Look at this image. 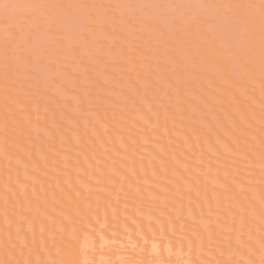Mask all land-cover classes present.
Here are the masks:
<instances>
[{"label":"rangeland","instance_id":"obj_1","mask_svg":"<svg viewBox=\"0 0 264 264\" xmlns=\"http://www.w3.org/2000/svg\"><path fill=\"white\" fill-rule=\"evenodd\" d=\"M224 65H227V66H225L224 68ZM225 69L227 70L225 71ZM210 86H212L213 88ZM228 94L230 95V97H228L229 96ZM131 96L134 98H132ZM235 96H237V99H235L236 98ZM223 97H226L227 99ZM156 98L158 99V101H156L157 100ZM238 98H240L241 101L243 100L242 103ZM0 100H1L0 101V112H1L0 116L3 115L0 117L1 118L0 121L3 120L4 117L6 118L4 114L8 113V116H7L8 118L6 119H8L7 121H10L11 123L9 125L8 131L12 132V134L10 133V136H11V139H13L12 141L9 138L10 140H8V147L10 145L15 149L13 151L14 156H17L15 155V153L19 154V152L20 154H23V156L25 155L30 156L31 150L29 149V152H28L26 149H28V146L33 145L36 142L33 145V147H35V151H34L35 154L33 157H37L36 161L38 160L42 162L41 163L37 161L38 164L40 163L43 165H47L46 160L48 158L45 156V153H44V151L47 149L44 147L45 145L47 147L49 141H52V144H53V141L57 142L56 144L58 145L55 144L56 150L53 149L55 147L51 146V144L48 145L50 146L48 147V152L50 151L53 154L52 155L53 158L55 156L65 161L64 165L66 166L65 167L63 166V167L66 169L64 170L60 168L59 170L58 167L54 168L52 167L54 165L53 162L49 161L47 166L49 168L51 167L54 170L52 173H56V174H51L52 176L54 175V177H56V179L53 177V179L51 180L52 181L57 180V176H59V178H64L65 177L64 175H68L71 170L73 171V173L75 170H77L78 171L77 173H79V175L81 176L83 175L82 177H84V173H85L84 178L86 179V175H87L88 176L87 178L89 180L91 179L90 182L91 183L94 182L93 185L95 186L88 184L87 182L89 181L87 180H86L87 182L85 183L82 180L84 178H82L81 176H78V175L76 176L77 178H79L78 179V182H80L78 183L79 187H82L81 189L82 191L83 190L86 191L85 192L86 197H88L86 198L85 196H82L86 198L84 199V202L93 204L92 202L93 200L95 203L92 206H94L97 203L94 206V209H95L94 211L100 209L99 205L102 203L101 202L102 200H100L101 198H99L100 197L99 195L106 194L107 187H105L104 182L105 183L109 182L108 184L110 185V183L115 184V182L118 181V183L114 185L115 190H114V186L113 188L111 187L114 191H113V194L112 192H110V195H109L110 202H108L109 204L107 203V207L112 213L111 221H114L115 223L113 222L112 223L115 224L116 226L112 224L111 226H109L111 228H109L107 227V224L105 225L103 223L104 225H102L101 222H100L101 226H99L100 223L96 219L97 222L94 221L95 226L97 223L98 224L97 229L98 228L99 229L97 230L96 228H94V226L88 227L90 229V230L88 229L90 232L93 231L96 234V237L97 236L99 237L100 240L98 238H96V240L98 239L101 242L100 243L101 249L98 247L100 245L96 244L97 242L94 239L95 235L93 234V232L91 234H88V236H91L96 243L93 242L94 245L91 243L92 247H90V244H89L90 250H88L87 248V253H86L88 257L86 254H84L85 258L83 259L84 261H81V264H106V262L107 264H122V263L123 264L125 263L126 264H135V263L144 264V262L145 264L147 263L148 264H164V263L165 264H194L196 261H197L196 262L197 264L200 263V261H201L200 264H216V263L217 264H228V262L230 261L233 262V264H238L239 261H244V262L247 261L246 264L247 263L248 264L264 263V242H263L264 241V230H260L262 228L260 227V225L264 226V224L262 225L264 221L262 220V218L258 217L259 215H256V213H253L251 210L249 214H251L252 216L251 215L249 216H251L253 220H251L250 218L246 224V220L244 218L245 220L244 221L243 220L244 216H242V212L243 211L245 212V210L243 209V207H240L241 206L239 205L240 203L237 204L239 202L238 201L239 199L237 200L238 201L237 202V201H234L236 198L232 197L234 198L233 200L232 198H229L228 196L229 200L228 199L227 200L231 204L227 200L225 201L227 202L226 207L224 206L225 203L222 204L221 199H219V196L222 195L221 192L223 191L224 188H225L224 191L226 190L227 185H224L225 183H222V181L220 182V179L217 180L218 178L216 177L217 176L216 174L218 173L220 174V172H218L217 170V173H216L215 172L216 170L215 171L211 170V166H209L211 164H208L209 163L208 161L210 160L212 161L213 159V162L216 161L215 163L218 167H221L224 169L229 167L228 166L229 164L231 166L229 168H232V169L239 168L241 170L242 168L241 170L242 174L238 173L234 175L235 177L234 179H237V180H233V179L231 180V178H229L228 172H227L228 175L224 174L226 177L225 179L227 180L230 179L232 182L233 181L235 182V185H236L235 188L236 187L239 188V189L236 188L238 190V191L236 190L238 192L237 195L240 193L239 195H241L244 198H246L247 196V197H250V199L254 201H257V202L262 201L261 193L264 194V184H263L264 183V178H263L264 171L262 169H264V167L262 165L259 166L258 164H255L254 167H252L253 164L251 163L248 157L242 155V153H240V151H238V149L236 148L235 150L228 149L226 146V142L230 138L228 141L230 142L231 140H233L232 143L237 145L236 144L237 140L235 139L236 137L234 135L237 129L238 130L236 131V133L240 134V132H238L239 126H243L247 128L249 130L248 132H250V129H251L250 127H252L253 129V126H252L253 124H256L257 127H255L254 125V129H257V130L253 129L252 131H258L260 127L264 129L263 128L264 127V0H0ZM237 100H239L240 102L237 103ZM238 105H243L242 107H246V108L247 106L251 105V107H248V108L253 109L255 107L257 110L260 109L258 113L255 112L256 114L253 112L254 117L252 116V120H253L252 123L253 122L254 123L252 125H249L246 122V120H243L244 119L243 116L241 117V106L239 107ZM252 106L254 107L252 108ZM159 107L161 108L160 110H159ZM163 108L165 109L163 110ZM170 108H172L175 111L173 113L175 118L173 117V115L169 114V112L171 113L173 112V110L169 111ZM119 109L120 111L122 109L121 113L122 114L125 113V114L122 115L120 111H118ZM256 109H253V110L256 111ZM116 110L118 112H116ZM143 110L145 111L147 110V112H149L147 113L148 115L146 113L144 114ZM125 111H127L128 113H126ZM106 114H108L110 118L112 117L111 120L109 117L106 118ZM126 114H128L129 118L125 117ZM238 114L240 115L239 118L241 120H239L238 118L237 119L239 120L238 122L240 123L237 122V119L235 121V119L233 118L235 115H236L235 117H238ZM169 115L171 117H169ZM193 116H195L196 118ZM113 117H115L116 121L119 118L121 124L120 122H118L119 120L117 122L114 121L115 123H113L112 121L114 120ZM165 117L168 123L165 121L164 119ZM206 117L208 118L206 119ZM6 119L4 121H6ZM158 119H161L160 122ZM19 120L23 121L22 123L23 125L20 124ZM121 120H124V123L125 121H127L129 124L132 123L131 126L133 125L136 128V130H138L139 132L141 129V133H143L142 131L145 130L144 133L149 131L148 133L150 135V132H151V136L148 135L149 137H152L153 133H155V135L153 134V136H156V134H158L157 137L155 138L152 137L154 139L152 141L153 143L150 141V139L152 138L148 140L146 137H144V139H147V142L149 143L143 142L144 140H142V144L146 143L148 145L152 143L150 145H152V148L155 147L156 149L153 152L152 148H150L151 147L150 145H148L150 146L149 147L150 149L147 148V146L143 147V145H141V147H143L142 149L144 150H142L141 148L139 149L140 154H142V155L139 154V157L141 156L140 158H143L144 161L146 160L145 162H147V164L150 163L148 168L146 164L147 169H144V171L142 170L143 169V166H141L142 164L140 165L141 170L143 171V174L142 172L140 174V172L138 171L137 173H134L133 166H128V167H131L129 168L130 170H128L127 168H124L125 170L126 169L128 170L127 172L129 174L133 175V177L131 176V179L135 178V180L134 179L129 180V183L126 182L127 179L125 181V178H124L125 176L123 175V174L126 175L128 173L125 170L123 172H126V173H123V172L120 173V171H118L120 165L118 166V169H115L116 167L114 168L112 167L114 164L116 165L118 161H120V163L118 162V164H121V163L124 164L123 160H120L121 158L122 159L125 158V160L127 159V161H129V158L133 159L134 157L135 159H137L136 155H138L137 153H132L129 150V147H130L129 144L131 143V138H130L131 136L124 135V131L126 129L122 125L123 121ZM162 120L165 122L162 123L161 122ZM184 121H186V123ZM208 121L209 122L211 121V123H209ZM202 122L204 123V125ZM4 123L5 122L3 121L0 122V136H2L0 137L1 138L0 148L1 146L3 148V145H5L6 147V142L4 144V141H6L7 139H5L4 135H8L5 133L7 131L8 126L6 127L5 125L7 123L6 124ZM168 124L169 125L174 124L180 129L182 128L184 129V127L188 129L191 127L190 128L191 130L188 129L189 131L185 130L186 128L184 130L182 129V131H179L180 129H178L177 127L176 128L178 130L173 129V130H176V132L184 133L185 131H187L185 132V135L182 133H177L180 135V136L175 135L177 138L180 137L178 140L174 136L175 133L174 134L172 133L173 131L172 128L174 126H172V128L169 126V128H171L172 130L170 134L172 133V136H174L177 139L176 140L172 138L175 142L171 139L172 140V141L170 140L171 144L174 143L175 146L177 145L176 142L178 143L180 142V144H182L180 140H182L183 138L182 142H184L183 146H184V149L186 148V150H189L188 148H190L191 150L192 148L191 144L189 143H193V142L191 141L189 142V139L190 140L193 139V141L196 140L195 143H197L199 142L200 140L199 138L201 136H202L201 137L202 139L204 138L206 139V137H208L206 140L204 139L205 142L203 141L204 143H206L205 145L207 147L205 146L206 148H204V151L202 152L203 155L208 154L210 156L208 157L207 155L205 157L206 159H208V161L206 159L204 160L203 158H201V156H203L201 155L198 158L200 160L203 159L204 162L207 161L205 162L206 164H204L203 160L201 161L202 163L199 162L198 161L199 159H197L196 157H195L196 158L195 164L199 163L200 165L201 163L200 165L201 167L196 166L193 163H191V165L192 166L194 165L195 167L194 170H196L195 171L196 173L193 174L194 176L200 173L205 174L204 177L203 175L201 177L202 178L201 181L203 180L202 186L204 187L203 188L204 191L200 187L202 183H200L201 181H198L200 179L199 177H198L199 179H197V176H196V179H195L194 176H191L192 173L190 175L191 171L187 172L186 174L183 173L184 170L188 171V168H187L188 158H189V162L195 160L193 154H191L193 157L189 156L190 154L188 155L187 151L184 154V157L188 155L187 159L183 158L182 156L183 154L181 155V157L184 159L183 162L187 163V165L183 162L182 163L184 165L177 163V166L178 165L181 166V167L179 166L180 168L177 167L178 171H176L177 168L175 169L176 163L175 164L173 163L175 165L174 166L175 170H173L172 168L171 170L172 172L170 171L168 173L167 168L165 169L166 171L165 173L164 171H162L163 173L161 172L164 175V177L163 175H161V173L159 175L155 171V168L161 164L164 170V164H166L167 162V160L164 157L169 155L167 153V155L163 154L164 157H161L165 159V163L162 161L164 164L159 162L161 161V158H159L156 155V154H161L162 152L160 150L161 146L160 148H158L159 147L158 141L163 140L165 137H167V135H169L168 133L169 128L166 127V125L168 126ZM188 124L190 125L185 126ZM80 125H83V127L82 126L80 127ZM192 125L194 128L192 127ZM195 125L197 126L196 128H195ZM209 125L210 126L212 125V126L210 127ZM26 126L28 127L27 128L28 131L26 129ZM133 126L132 128H134ZM198 126H200L201 128L198 129ZM202 126L206 129L203 130ZM47 127L49 128L51 127L53 131L51 129H48ZM25 129H26V133H25ZM114 129H119V132L117 133L121 136V137L118 136L117 133H116L117 135L114 134L113 136H111L114 142L117 141L118 143L117 147L121 150L120 152H119V149H116L113 146H108L110 143H112L110 142L109 139H111L110 133ZM232 129L234 131H232ZM96 130H98V132ZM109 130H111V132ZM157 130L158 131L160 130V131L158 132ZM193 130L195 131V133ZM3 131L5 132L3 133ZM79 131L81 135L84 132V135H85L84 137H86L85 139L80 138L81 135H79ZM206 131L207 133H205ZM209 131L213 134L208 133ZM230 131H232L233 133L232 135ZM27 132L30 135H28ZM248 132L243 134L244 135L243 137L246 138L247 143H248L246 145L250 148H248L247 146L246 147L251 150L252 152L251 155L253 156L255 155L254 157L256 158L257 153L255 151V148H257L256 150L261 149L259 151H262V150L264 151V144L263 146L261 145L262 141L264 142L263 140L264 134H262L260 131L261 134L259 133V135L260 136L262 135L261 136L262 138L260 139V142H261L260 143L259 141H257V138H256V141L254 140L255 138L251 132L250 133ZM262 132L264 133V130ZM1 133H3L4 135H1ZM159 133L162 137L159 135ZM162 133L165 135V137ZM186 133H188L189 136ZM217 133H219V135ZM54 134H57V135H55V139L52 140L54 138ZM208 134L210 135V137L214 135L211 138V140L209 139ZM205 135H208V136L205 137ZM28 136L30 138H28ZM90 136L92 137L91 138L92 140L90 139ZM222 136L224 138H221ZM93 138L95 140H93ZM19 139H22L23 141L26 139L27 143L24 142L25 144L28 145L26 149L25 147H21L20 145L18 146V143L16 142L19 141ZM81 139L83 141L85 140L86 144L93 143L92 141H97L96 145L98 147L100 146L99 147L100 149L102 150L105 149L107 151V149L112 148V151L114 153L113 152L111 153H113V155H116V157L117 155L119 156L120 159L117 157L118 161H116L117 159L115 156L112 157L111 155H109V158L111 157L116 161V163L114 162L113 165H112V161L110 163V161L108 160L109 153L106 155V153L98 152L101 154L103 153V155L104 154L106 155L107 161L106 160L103 161L105 163L102 162L103 160L102 155H101L102 160L99 159L98 161L97 159H95L97 160L95 161L97 162L96 164H99L101 166L106 165L108 166L107 167L108 169L112 168L111 169L112 171L110 170L111 177L112 175H115V177H117L115 178L117 181L113 182V181H110L109 179H108L109 181L106 179H103V176L105 174L104 166L99 167L98 165L95 164L96 165L95 166L92 163L95 166L94 169H96V171L94 172V170L92 169L93 165L90 164V161H92L95 157L94 153L88 152L89 146L87 147L85 146L86 144H82ZM104 139H106V141H104ZM141 139H143V136ZM185 139L187 141H185ZM212 139H213V142H210L212 141ZM225 139L227 140L225 141ZM44 140H47V141H44ZM70 140L71 142H73L71 147L74 146L76 148H73V147L71 148L70 146L67 145L68 142H70ZM71 142L69 144H71ZM214 142H216L217 144H215V146L211 145ZM255 142L259 144L255 145ZM74 144L77 146H75ZM79 145L80 146L84 145L83 148L86 147L85 150L83 149V151H86V152H83V153L86 154L88 152L87 154H89L90 157L94 156L93 159H91L92 157L91 158L89 157L90 160H87L89 159L87 157L88 155L86 154L87 155L86 156L83 154L85 157H87L86 160L87 162H89V164L92 167L90 168V170H88L90 171L89 173L87 172L88 174L86 173L87 170L86 171L80 170V169H84L85 165L83 167L81 165V168H79V165L81 164V162L79 164V160H80L79 158L83 157L82 152H81L82 149L80 148L81 149L80 151ZM91 145L92 144H90V146ZM260 145L262 146L261 148H260ZM23 148L25 149V151ZM3 149L5 151V148ZM3 149H0V154L2 153V155L3 156L5 155L6 158L8 159H10V157L13 158L10 155L12 150L9 151L10 153L7 151L5 153L4 151H2ZM31 149L33 150V148ZM42 150L44 151L42 152ZM105 150L104 152H106ZM212 150L214 152H212ZM224 150H227L228 152L226 151V154H224L223 152ZM126 151H127V154L130 155V157L126 155L125 153ZM263 151L261 153H263ZM188 152L190 153V151ZM215 152L217 153L215 154ZM222 152L224 155H227L228 153L229 156L227 157L229 158H227L223 154L222 155L226 157V158H223V160L227 162L226 159H228L229 164L228 162L226 164L224 161H222L221 154H220ZM119 154H122L125 157L120 156ZM170 156L171 155H169V158ZM213 156L216 157L217 159L214 158ZM17 157H20V155ZM17 157H14L13 161L19 165L15 166L16 164L14 163L15 164L14 167L16 169L19 168V166L22 167V169L24 168L23 172L21 170V172L19 173H22L21 177H25L23 181L28 180L29 182L30 180L31 182H33V184H31L33 185V189L30 188L29 186H27V188H30V191L31 189L32 191H34L35 190L34 188H36L34 187L35 186L34 181L36 180V178L34 177H37V176L34 175L33 177V175H30L31 174L30 171L32 172L33 170L34 172L35 170H38L35 168V167H38V165L36 162H35L36 166L34 165V167L29 165L31 161L28 163L29 166L27 165V162L26 164L25 163L22 164L24 157L21 156L23 158V160L21 159L22 161L20 160V158H17ZM52 157H50V159ZM219 157L221 161H218L220 160ZM3 158L6 160L5 157ZM27 158L28 159L30 158V160L33 159V158L31 159V157H27ZM140 158L138 159L139 161L142 160ZM175 158L174 160L176 161ZM15 159H17L18 162L20 161V163H17ZM57 159H55L56 162H57ZM158 159L160 160L158 161ZM170 159L173 160V158H170ZM257 159L260 160L259 157ZM86 160L84 158V161ZM152 160L154 161L152 162ZM172 160L170 161L172 162ZM181 161L182 160H180V162ZM5 162H4V166H6ZM7 162L8 164H7V167H5V170L8 167L11 168L9 171L13 170L12 169L13 166L11 167L12 164L9 165V160ZM92 162H94V160ZM145 162H142L143 165L145 164ZM155 162L158 163L157 166L152 165ZM50 163L51 165L49 166ZM231 163L235 164V166L232 165ZM30 164L33 165V161ZM43 165H42V168H43ZM60 165L62 166V164ZM77 165L79 169L76 167ZM202 165L204 166L203 168H202ZM86 166L89 168L88 165ZM238 166H243L245 168L243 167L240 168ZM247 166L252 167L255 170L257 169V171L252 170V168L250 169ZM32 167L35 170L31 169L30 171H27L28 169ZM124 167H127V166L125 165ZM46 168L47 167H45L44 171L47 170ZM121 168L123 167H120V170ZM201 168L204 170L206 169V170L202 171ZM246 168L252 171H248ZM16 169L14 170L16 171ZM20 169L21 168H19V170ZM114 169L117 170V172L114 171ZM39 170L41 172V165L39 167ZM66 170L68 171L70 170V171L68 172ZM190 170H193L192 167ZM258 170L259 171L261 170V172H258ZM72 171L70 174H72ZM145 171H146V174H145ZM6 172H8V170H6ZM151 172L153 173V175L151 174ZM179 172H181V174ZM247 172H250V173H247ZM49 173L50 171L49 172L46 171L45 175ZM110 173H109V170L108 172L106 171L107 175H110ZM14 174H17V173H14ZM95 174L99 175L100 179L97 178L98 176H96ZM136 174L140 176L138 177ZM10 175L11 174L9 175L7 174V177L10 178ZM45 175L43 176V178L45 177ZM144 175H147L148 177H145ZM184 175L186 177H184ZM259 175L263 179L260 178ZM47 176L49 178L50 174ZM52 176H50V178H52ZM60 176H64V177H60ZM73 177L75 176L73 175ZM174 177L175 179H173ZM205 177L207 178L205 179ZM12 178L15 179V176ZM69 178L70 176L67 179ZM8 179L7 181H9ZM16 179H17V184H19L17 176H16ZM146 179L147 181H145ZM149 179L150 180L153 179L154 182L152 180H151L152 182L149 181ZM177 179L180 181H178ZM252 179H253V182H252ZM69 180H72V179L70 178ZM74 180L76 181L77 179L74 178ZM74 180L72 181V183L75 182ZM80 180H82V182ZM15 181L16 180H14L12 183H14ZM130 181H132V183L136 181V185H135V182L134 184H132ZM238 181H242V183L246 182L247 184L245 183V185L244 184L242 185L241 182H238ZM28 182H25V183L27 184ZM36 182L37 181H35V183ZM44 182L45 181L43 180V183ZM47 182L52 183L51 181H47ZM47 182L45 183L47 184ZM160 182H162L161 184L163 183L166 185L169 184L168 186L172 184L173 187L171 186L170 187L172 188V190L176 189L175 192L173 191L171 194V189L166 187V185L163 186L164 184L161 185ZM187 182H189V184ZM192 182H193V185L195 186L192 185ZM7 183L11 184L10 181ZM43 183L41 185H43ZM59 183L56 182L54 187L57 188L56 190L59 189L60 191L63 192V189H62L63 187L61 186L62 184H59ZM63 183L67 184L68 186H71V182L69 181L70 183L69 185L68 180L65 182L63 181ZM125 183L126 185L127 184L129 185L128 187L126 186L127 189L125 188ZM204 183L205 185L207 184L208 186H212V187L214 186V187L213 188L208 187L207 185L205 187ZM21 184H23V182L22 183L20 182V185ZM37 184H39V182H37ZM78 184L76 181L75 185H78ZM178 184L181 186L179 187ZM248 185H252L253 187L248 186ZM4 186H7V185H4ZM4 186L2 187L6 189L7 187L5 188ZM52 186L53 185H51V187ZM258 186L260 187V189ZM22 187L24 188L25 185H22L20 188ZM149 187H151L152 189H155L156 191L157 189H159L158 190L159 196H161L160 194H163L162 196H164V193L166 196L170 194L174 196L173 199L170 196L172 200L169 199V196L168 198L166 197L172 202L174 206H172L171 204L169 207L168 205L170 204V202L167 201L166 203L165 196L159 197L157 193H154L155 190L152 191ZM207 187L209 190L205 189ZM9 188L11 189V187ZM15 188L17 190V187ZM20 188L19 190H22ZM178 188L181 190V192H179L180 190ZM199 188H201L200 189L201 191L199 190ZM214 188L216 189V191ZM4 189H1V191L3 192L2 193L0 192V198H1V194L2 195L6 194L4 193ZM24 190L26 191V189ZM79 190L76 191L77 195L81 193ZM205 190L207 191L208 196L205 195L206 194ZM227 190L229 189L227 188ZM241 190H242L243 195L241 193ZM14 191L12 188L11 192H14ZM25 191H20V192H22V194L24 195L26 194L25 195L26 197L27 192ZM91 191H92V194H94V196L91 194ZM185 191H188V192H185ZM245 191H246V194H244ZM168 192H170V194ZM34 194H35V191H34ZM184 195L185 197H183ZM18 196L20 198V196L22 195L18 194ZM156 196L158 197L156 198ZM254 196L256 198H254ZM206 197L210 198L211 200L207 199ZM4 198H3V202L4 200L5 201L7 200L6 197ZM26 198H21V200L26 199ZM187 198H189L188 200L192 201L193 204L192 202L190 203L187 200ZM15 199L17 200L16 196L15 198L13 197V201ZM36 199H37V196H36ZM138 199L140 201H138ZM27 200L30 201L29 198H27ZM27 200H26V208H25V205L23 207H20L21 209H19L18 207V211L19 210L23 211V213L26 212L25 214L28 215L27 212L29 213L32 212V208L30 206L31 203H28ZM38 200L39 199H37V201ZM178 200L180 201L178 202ZM22 201L25 204L24 200ZM185 201H187L188 203ZM208 201H211V203ZM180 203H181V208H180ZM189 203L193 205V207ZM4 204L6 205V203ZM8 204L10 205L9 202ZM85 204L87 206V203ZM210 204H211V207H210ZM11 206L14 207L13 204L10 205V207ZM92 206L88 205L87 209L89 207L92 208ZM198 206L199 208L200 207L202 208L199 209ZM231 206L233 210H230ZM227 207L229 209H227ZM51 208L54 209L53 206H51ZM225 208H226V211H225ZM163 209L164 210L167 209L171 214H169V212H167L166 210L165 212ZM201 209H203V214H202ZM149 210L150 212H148ZM181 210H184V211L181 212ZM217 210H219L220 213ZM152 211L154 212V214H152ZM222 212L224 213L223 215L221 214ZM166 213L171 215V217ZM17 214L21 215L22 213H17ZM155 214L156 216L158 214L157 216L158 218L154 216ZM254 214L255 216H253ZM1 215L3 216V214ZM22 216L19 217L18 215L19 217L18 221H21L22 223L25 222V225L20 224L21 222L18 223L16 219L17 226L15 227L16 228L15 230L17 232L14 233V236H15L14 239L16 240L18 244L20 243L21 247H24L26 245V239H25L24 232L29 234L28 231L29 230L31 231V227L33 231V225L31 224L32 226H30V224L27 223L28 221H30L29 218L27 219L26 217H22ZM42 217L48 219L47 215H43ZM2 219L4 221V218ZM162 220H165L167 223L163 222L165 224L163 225ZM140 221L143 223L146 222L145 225L147 227L148 234H150L152 238H159L160 240H163V241H159L158 239H155L158 242V243L156 242L157 245H155L154 239L151 240V242L148 241L149 243L146 242L149 244V246H151L150 247L151 249H150L149 246L146 244L148 246V253H146L147 250L145 251L144 246H141L142 244L141 242L140 244L137 243L138 241L136 238L133 237V239H136L134 240L136 241L135 242L136 244H134V242L131 244V241H130L131 237L129 236L131 235V231L130 229H127V225L130 222H132L131 224H133L136 227L138 226L139 228L137 229V232H135V235H136L135 237L139 236L138 237V240L140 238L139 241L144 239L143 245L145 244V241L148 240L144 238L143 232L140 233V231H142ZM5 223H8V222L5 221ZM117 223L121 226V228H123L122 229L123 233L124 234L126 233L127 235L119 234L121 236L119 240H117L119 237L116 239L110 237L111 239L108 241V238H106V236L104 238L103 231H105V228H106L107 232L109 231V233L112 236H115L116 234L115 232H113L114 230L112 231V229L118 226ZM120 223L123 225H121ZM154 224L158 227L160 232H163L164 227L168 226L167 230L171 235L167 236L168 234L164 235V233L163 234L161 233L159 235L156 234L155 228L157 229V227H155ZM186 224L189 226L191 225L190 226L191 229L190 228L186 229L185 228L187 226ZM256 224H259V225L257 226ZM9 225L7 226L5 225V226L9 227ZM48 225H49V228H48L49 230L47 233H45L42 228H40L41 230L39 229V231L40 233L42 231L41 235H44L47 238L50 237L49 238L51 240L50 244H56L54 242V239L55 240L58 239V237L61 234L62 229L59 226V224L54 220L49 219ZM176 225L178 228L175 227ZM24 227H25V230L27 231H24ZM174 227L178 229V232H181V233L176 232V229L174 232L173 230ZM11 228L13 229L14 227L11 226L9 229ZM262 229H264V227ZM185 230L188 232H186ZM13 232H14V229H13ZM109 233H107L108 237L111 236L109 235ZM198 233L202 235L197 236L199 235ZM117 236H118V233H117ZM174 236H176L177 239L179 238L178 240L183 239V241H186L188 247L186 246V248H184L182 246L184 248L183 249L180 246H178V249L176 250L177 248L176 246L170 245L171 237H174ZM190 236L192 237L193 242L191 241ZM91 237L87 238L89 239L88 240L89 243L93 241ZM202 237L205 238L206 242H208L206 246V249L208 247L207 250L203 249L204 243L203 245H201L202 244L201 241L203 240L201 239ZM169 238H170V241L167 240ZM102 239L105 242V244L102 241ZM121 239H124L126 242L122 241ZM249 240L251 243H254V245L256 246L255 250L260 251L259 256H257L258 252L252 249L253 247L251 248L246 244ZM127 242H129L131 246H129ZM150 243L154 245L155 247L152 246ZM232 244L233 245L235 244V245L233 246ZM139 245L141 247H139ZM213 245L215 248L218 246L219 250L216 249V252L218 250L217 254L219 255V257H221V259L222 258L226 259V260L223 259L224 260L223 263H219L218 261L215 262V260H217V258L216 259L214 258L215 254L213 255L215 250L213 251V253H211L213 250L212 248ZM230 245L233 246V250L234 249L236 250V251L234 250V253H228V252L222 251L219 247V246L229 247ZM172 247H175V248H172ZM136 248H140V251L138 252V249ZM141 248H143L144 250L142 251ZM185 249L186 250L188 249L187 251L189 252H187ZM135 250L137 252L136 254L140 253L139 255L141 256L145 255L143 256V258L145 257V260H141L138 257L139 260L136 258L135 262H133L132 259H130L132 256L130 254L128 255V252L130 251L135 252ZM183 251L185 252V254ZM242 251L247 252L246 254L247 256L248 255L250 256V259L246 260L244 258V256H246L245 252H243L244 253V256H243ZM134 252H131V253L134 254ZM44 253L49 255V250L44 249ZM202 254L204 256L206 255V259L202 257ZM128 256H131V257H128ZM36 257L38 258V259L36 258V261H37L36 264H44L41 262V259L38 256ZM129 259L130 261H128ZM193 259L196 261H193ZM197 259L199 260V262ZM209 259H211L212 262L209 261ZM26 260H28V258H26L25 261ZM91 260L93 263L91 262ZM48 261H51V259L49 258ZM27 263L30 264V262L26 261V264Z\"/></svg>","mask_w":264,"mask_h":264},{"label":"bare ground","instance_id":"obj_2","mask_svg":"<svg viewBox=\"0 0 264 264\" xmlns=\"http://www.w3.org/2000/svg\"><path fill=\"white\" fill-rule=\"evenodd\" d=\"M212 59V58H211ZM215 60H217V59H215ZM214 63V62H213ZM216 65V64H215ZM221 65V64H220ZM225 66H227V65H224V68H225ZM227 69H225V71H226ZM233 80V79H232ZM132 81H134V80H132ZM231 81V80H230ZM133 83V82H132ZM209 83H211V82H209ZM134 85V84H133ZM138 85V84H137ZM212 85V84H211ZM230 85V84H229ZM234 85V84H233ZM136 86V85H135ZM209 87V86H208ZM210 87H212V86H210ZM213 88V87H212ZM251 88V87H250ZM137 89V88H136ZM140 89V88H139ZM138 89V90H139ZM216 89V88H215ZM227 89V88H226ZM217 90V89H216ZM236 90V89H235ZM248 90V89H247ZM246 90V91H247ZM251 90V89H250ZM228 91V90H227ZM236 94H238V93H236ZM252 94V93H251ZM223 95V94H222ZM227 95V94H226ZM229 95V94H228ZM221 96V95H220ZM225 96V95H224ZM132 97V96H131ZM228 97H230V95L228 96ZM236 98L235 99H237V96H235ZM2 98V97H1ZM132 98H134V97H132ZM159 98V97H158ZM219 98V97H218ZM223 98H226V97H223ZM157 99V98H156ZM227 99V98H226ZM239 100H240V98H238ZM191 100V99H190ZM232 100V99H231ZM239 100H237V103L238 102H240ZM1 101V100H0ZM156 101H158V99L156 100ZM219 101H220V99H219ZM235 101V100H234ZM243 101V100H242ZM242 101H241V103H242ZM227 102V101H226ZM159 103H161V102H159ZM248 103V102H247ZM163 104V103H162ZM225 104V103H224ZM224 104H222V105H224ZM160 105V104H159ZM166 105V104H165ZM200 105V104H199ZM214 105V104H213ZM221 105V106H222ZM164 106V105H163ZM239 107L241 106V117L243 116V120H246V122L249 124V125H252L253 123H252V116L254 117V115H253V112L255 113H258V111H260V109L259 110H257L254 106H252V108L253 109H256V111L255 110H253V109H251V108H248V107H251V105H249V106H247V108L246 107H242L243 105H238ZM170 107V106H169ZM168 107V108H169ZM187 107V106H186ZM199 107V106H198ZM202 107V106H201ZM228 107V106H227ZM219 108V107H218ZM161 108L159 107V110H160ZM165 108H163V110H164ZM167 110V109H166ZM171 110H173L172 108H170V110L169 111H171ZM188 110V109H187ZM199 110V109H198ZM201 110V109H200ZM221 110V109H220ZM229 110V109H228ZM233 110V109H232ZM103 111V110H102ZM118 111H120V109L118 110ZM117 110H116V112H118ZM121 111H122V109H121ZM121 111H120V113H121ZM162 111V110H161ZM235 111H236V109H235ZM6 112V111H5ZM115 112V113H116ZM126 113H128L127 111H125ZM143 112H144V114L146 113H149V112H147V110L145 111V110H143ZM168 112V111H167ZM175 111L173 110V112L171 113V112H169V114L170 115H173V113H174ZM233 112V111H232ZM1 113V112H0ZM109 113V112H108ZM164 113V112H163ZM221 113V112H220ZM226 113V112H225ZM231 113V112H230ZM238 113V112H237ZM255 113V114H256ZM4 114V113H3ZM7 114V115H6ZM6 114H4V116H6V118H8L7 116H8V113H6ZM122 114V113H121ZM125 113H123L122 115H124ZM161 114V113H160ZM176 114V113H175ZM187 114V113H186ZM31 115V114H30ZM102 115V114H101ZM100 115V116H101ZM148 115V114H147ZM146 115V116H147ZM169 115V117H171ZM188 115V114H187ZM221 115H223V114H221ZM1 116H3V115H1ZM0 116V117H1ZM33 116V115H32ZM113 116V115H112ZM120 116V115H119ZM150 116V115H149ZM236 116V115H235ZM233 117L234 119H235V121H236V119L238 118L239 120H241L240 118H239V114H238V117ZM251 116V117H250ZM10 117V116H9ZM107 117H109L108 116V114H106V118ZM125 117H128V114H126V116ZM160 117H161V115H160ZM173 117L175 118V116L173 115ZM172 117V118H173ZM188 117V116H187ZM193 117H195V116H193ZM219 117V116H218ZM224 117H225V115H224ZM5 117H4V119L3 120H1V121H3V122H5L4 124H6L5 126L7 127V131H8V129H9V125L11 124L10 123V121H7L8 119H6ZM110 118V117H109ZM112 118V117H111ZM111 118H110V120H111ZM124 118V117H123ZM122 118V119H123ZM129 118V117H128ZM168 118V117H167ZM196 118V117H195ZM208 117H206V119H207ZM231 118V117H230ZM250 118V119H249ZM1 119V118H0ZM6 119V121H4ZM10 119V118H9ZM22 119V118H21ZM20 119V120H21ZM34 119V118H33ZM113 119L114 120H112L113 121V123H115L114 121H116V119H115V117H113ZM125 119V118H124ZM165 119V121L167 122V119H166V117L164 118ZM188 119V118H187ZM190 119V118H189ZM226 119H227V117H226ZM237 119V122L239 121ZM11 120V119H10ZM19 120V121H20ZM23 120V119H22ZM119 120V118L117 119V121ZM127 120V119H126ZM152 120V119H151ZM159 120V122H160V120L161 119H158ZM175 120V119H174ZM193 120V119H192ZM233 120V119H232ZM0 121V122H1ZM116 121V122H117ZM121 121H123V126H124V128L126 129L125 131H124V135H126V136H128V135H130L131 137V143L129 144L130 145V147H129V150H130V152H132V153H137L138 155H136V158L137 159H135L134 157H133V159H131V158H129V161H127V159L125 160V158L124 159H120L119 158V156L117 155V157L120 159V160H123V162H124V164L123 163H121V164H118V162L120 163V161H118V159H117V157H116V155H113V151H112V148H110V149H107V151L105 150V149H100L97 145H96V142L97 141H92L93 143H90V144H92L91 146H90V144H86V141L84 142L82 139V144H86L85 146H89V150H88V152H93L94 153V159H93V157L91 158L90 157V155L89 154H85V153H83V152H86V151H83V149L85 150V148H83L84 147V145L83 146H78L79 147V149L81 148L82 149V151H81V149H80V151L82 152V156L83 157H81V158H79L80 160H79V164H80V162H81V164L79 165V168H81V165H82V167L85 165H88L89 166V168L87 167H85L84 166V169H80V170H87L86 171V173L88 172H90V171H88V170H90V168H92L93 170H94V172L96 171V169H94V167L96 166V165H98L99 167H102V166H104V168H105V174H104V176H103V179H106V180H110V181H117L115 178H117V177H115V175H112V177H114V178H112L111 177V173H110V170L112 169L111 167V169H108L107 167L108 166H106V165H99V164H96L97 162H95V161H99V159L100 160H102L101 158H102V156H103V160H102V162L103 161H105L106 159H107V157H106V155L108 154V158H109V155H111L112 157H116V161H118L117 163H116V161L113 159V158H109L108 160L110 161V163H111V161H112V165H113V163L115 162L116 163V165L114 166H112L113 168L114 167H116L115 169H118V166H119V169H118V171H120V173H122L125 169L124 168H127L128 170H130L129 168H131V167H128V166H133V168H134V173H137V171L138 172H140V174H141V172H142V174H143V171H144V169H147L148 168V166L150 165V163H148L147 164V162H145L144 161V159L143 158H140L139 157V154H140V148L142 149L144 146H147V148H149L150 146V148H152V145H150V144H152L153 142V138L152 137H157V135L158 134H156V136H153V134L155 135V133H153L152 134V137H149V136H151V132H150V135H149V131H147V129H146V131L147 132H145L144 133V131L145 130H143L142 132L143 133H141V129H140V132L138 131V130H136V128L134 129V128H132V126H131V124L132 123H128L127 121H125V123H124V120H121ZM165 121H161L162 123L163 122H165ZM223 121H224V119H223ZM118 122H120V120L118 121ZM152 122V121H151ZM185 123H186V121H184ZM192 122V121H191ZM196 122V121H195ZM209 122V121H208ZM9 123V124H8ZM14 123V122H13ZM19 123V122H18ZM23 123V121H20V124L21 125H23L22 124ZM126 123H128V124H126ZM154 123V122H153ZM161 123V124H162ZM168 123V122H167ZM166 123V124H167ZM173 123V122H172ZM178 123V122H177ZM201 123V122H200ZM203 123V122H202ZM209 123H211V121L209 122ZM230 123V122H229ZM238 123H240V122H238ZM19 124V125H20ZM120 124H121V122H120ZM140 124V123H139ZM170 124V123H169ZM168 124V126L166 125V127H168L169 128V126L172 128V126H174L173 128H172V130L173 129H180L179 127H177L176 125H174V124H172V125H169ZM184 124V123H183ZM191 124V123H190ZM190 124H188V125H185V126H189ZM194 124V123H193ZM214 124V123H213ZM121 125V126H122ZM129 125V126H128ZM141 125V124H140ZM145 125V124H144ZM196 125H198V124H196ZM195 125V128L197 127ZM203 125H204V123H203ZM206 125H208V124H206ZM215 125V124H214ZM226 125V124H225ZM238 125V124H237ZM254 125H255V127H257L256 126V124H253L252 126H253V129H254ZM83 127V125H80V127ZM118 126V125H117ZM143 126V125H142ZM182 126H184V125H182ZM210 126V125H209ZM212 126V125H211ZM210 126V127H211ZM4 127V126H3ZM20 127V126H19ZM164 127V126H163ZM165 127V128H166ZM177 127V128H176ZM192 127H193V125H192ZM234 127V126H233ZM11 128H13V127H11ZM28 127L26 126V129H27ZM48 129H51V127L49 128V127H47ZM144 128H145V126H144ZM162 128V127H161ZM171 128H169L168 129V133H169V135H167V137H165V135H164V139L163 140H161V141H158V139H157V141L160 143H158V148H160V146H161V148H160V150L163 152H161V154H156L159 158H161V157H164V155H167V153L169 154V155H171L170 156V158H173V160L172 159H170L169 158V155L168 156H165L164 158L167 160V162H166V164H164L165 163V159L164 158H161V161H159L160 159H158V161L159 162H161V163H163L164 164V170H163V166H162V164L161 165H158V163H153L152 165H155V166H157L158 165V167H156L155 168V171L160 175V173L162 172V171H164V173L166 172L165 171V169L167 168V172L169 173L171 170H172V168H173V170H175L177 167H179L180 165H178L177 166V163H179V164H181V165H184L183 163H185V162H183V158H188V155L189 156H192L191 154H193V156H194V158L196 157L197 159H199L198 157L199 156H201V155H203V151H204V148H206L207 146L205 145L206 143H204L205 141H204V136H203V138L204 139H202L201 137L199 138L200 140H199V142H197V143H195L196 142V140H194L193 141V139L192 140H190L189 139V142L191 141V142H193V143H189V144H191V150H190V148H188L189 150H186V148L184 149V146H183V144H184V142H182L183 141V138H182V140H180L181 141V143L182 144H180V142L178 143V142H176L177 143V145L175 146V144L173 145V144H171V142H170V140L172 139V138H174V139H176L177 137L175 136V135H179V134H177V133H182V134H184L185 135V132H187V131H185L184 133L183 132H176V130H171ZM186 127H184V129H185ZM191 128V127H190ZM190 128H188V129H190ZM194 128V127H193ZM199 128H201L200 126H198V129ZM202 128H203V130L204 129H206V128H204L203 126H202ZM213 128V127H212ZM231 128V127H230ZM251 129H250V132L252 133V135L254 136V140L256 141V138H257V141H259L260 142V139L262 138L260 135H259V133H260V131H261V133L262 134H264L262 131L264 130V129H262L261 127L258 129V131H252L253 129H252V127H250ZM264 128V127H263ZM6 129V128H5ZM26 129H25V133H26ZM135 131H134V130ZM149 129V128H148ZM177 129V130H178ZM183 129V128H182ZM182 129H180L179 131H182ZM183 129V130H184ZM187 128L185 129V130H188ZM197 129V130H198ZM229 129V128H228ZM262 129V130H261ZM52 130V129H51ZM83 130V129H82ZM116 130H118V131H116ZM165 130H167V129H165ZM191 130V129H190ZM207 130H208V128H207ZM238 130V129H237ZM236 130V131H237ZM254 130H257V129H254ZM6 131V130H5ZM5 131H3V133L5 132ZM5 132L6 134H8V135H4L3 133H1V135H4V137H5V139H7L6 141H4V144H5V142H6V147H5V145H3V148H5V151H4V149L2 148V146H1V148L0 149H3L2 151H4L5 153H6V151L7 152H9V151H11V153L13 154H11L10 152V155L13 157V158H11L10 157V159H8V158H6V156L4 155H2V153L0 154V188L1 189H4L2 186H4V185H7V186H4L6 189H8V190H6V189H4V193H6V194H1V198H0V215L1 214H3V216L1 215V217H0V264H26V261H28V262H30V264H36L37 263V261H36V256H38L40 259H41V262L42 263H44V264H81V261H84L83 259L85 258V256H84V254H86L87 253V248H88V250H90L89 249V244H90V247H92V245H91V243L93 244V242L94 243H96L97 245H100V246H98L99 248L101 247V242L99 241L100 239H99V237L97 236L96 237V234L93 232V234L95 235V241L93 240V238L91 237V236H88V234H91L92 232H90L89 230V226H94V228H96L97 229V223H96V226H95V222H97L96 221V219L98 220V222L100 223H102V225H106L107 224V227H109V226H111L113 223H115L114 221H111V215H112V213H111V211L109 210V208L107 207V203L108 202H110V192H112V194H113V191L115 190V184H117L118 183V181L117 182H115V184H112V183H110V187L104 182V184H105V187H107L106 188V194H103V195H99L100 197L99 198H101L100 200H102L101 202V204L99 205V207H100V209H98V210H96V211H94L95 209H94V206L97 204H95L94 206H92L95 202L92 200V202H93V204H89L88 202H84V199H86V198H88V197H86V191H82L81 189H82V187H79V184L78 183H80V182H78V179L79 178H77V176L76 175H78V176H81V175H79V173H77L78 171L77 170H75L74 171V173H73V171H72V174H70L71 173V171L69 172L68 170H66V171H68L69 172V174L68 175H64V176H60V177H64V178H59V176H57V180H51V179H53V177H54V175L52 176L51 174H56V173H52L54 170L50 167H48L47 165H48V163H49V161H52L53 162V166L52 167H58V169L60 170V168H62V169H66V168H64L66 165H64L65 164V161H63L62 159H60L59 157H55L54 156V158L55 159H57V158H59V159H57V162L55 161V159L52 157V153L49 151L48 152V147H50V146H48L49 144H51V146H54L55 148H53V149H55L56 150V145H58V144H56L57 142H55V141H53V144H52V141H49V143H48V145H47V147H46V145H45V147L44 148H46L47 150H42V152L44 151V153H45V156L48 158L47 160H46V163H47V165H43V164H38V162H41V161H36V158L37 157H33L34 156V154H35V147H33V145L36 143H32L33 145H30V146H32V147H30V146H28L27 144H25L24 142H26V139L23 141L22 139H19V141H17L16 143H18V146L20 145L21 147H25V149H26V147L28 146V149H26L28 152H29V149L31 150L30 152H31V155L30 156H27V155H25V156H23V154H20V152H19V154H16L15 153V155H17V156H19L20 155V157H17V156H14V153H13V151L15 150L12 146H10L9 145V147L11 148H9L8 147V140H10L11 139V136H10V133L12 134V132ZM27 131H28V129H27ZM48 131H50V130H48ZM53 131V130H52ZM97 132H98V130H96ZM110 132H111V130H109ZM108 131V132H109ZM130 131V132H129ZM138 131V132H137ZM150 131H151V129H150ZM158 131V130H157ZM160 131V130H159ZM158 131V132H159ZM172 131V133L174 134V136L176 137H174V136H172V133L170 134V132ZM189 131V130H188ZM194 131V130H193ZM211 131V130H210ZM208 132V133H210V134H213V133H211V132ZM232 131H234L233 129H232ZM232 131H230L231 132V135L233 134L232 133ZM236 131H235V139L237 140V145H235V144H233L232 143V141L233 140H231L230 142L227 140V139H225V141L227 140V142H226V146H227V148L228 149H231V150H235V148L236 149H238V151H240V153H242V155H244V156H246V157H248L249 159H250V161H251V163L253 164V166L252 167H254V165L255 164H258L259 166H263L264 167V151H263V153H261L262 151H259V150H261V149H258V150H256L257 148H255V151H256V153H257V156H256V158L253 156V155H251L252 154V152H251V150L250 149H248V148H250V147H248L246 144H248L247 143V140H246V138L245 137H243L244 135L243 134H245V133H247L249 130L247 129V128H245V127H243V126H239V131L238 132H240V134H237L236 133ZM15 132V131H14ZM18 132V131H17ZM30 132V131H29ZM88 132V131H87ZM87 132H86V134H87ZM100 132V131H99ZM117 132H119V129H114V130H112V135H111V133H110V137L111 136H113L114 134L115 135H117L118 133ZM200 132H202V131H200ZM212 132H214V131H212ZM218 132V131H217ZM221 132V131H220ZM250 132H248V133H250ZM55 133V132H54ZM117 133V134H116ZM148 133V134H147ZM168 133H166V134H168ZM194 133H195V131H194ZM198 133V132H197ZM202 133H204V132H202ZM205 133H207V131L205 132ZM222 133V132H221ZM260 133V134H261ZM27 134H28V132H27ZM100 134V133H99ZM108 134V133H107ZM143 134V135H142ZM187 135H188V133H186ZM199 134V133H198ZM214 134H216V133H214ZM218 135H219V133H217ZM225 134V133H224ZM28 135H30V134H28ZM53 135V134H52ZM55 135H57V134H54V138L52 139V140H54L55 139ZM79 135H81V133H80V131H79ZM109 135V134H108ZM145 135V136H144ZM149 135V136H148ZM159 135H160V133H159ZM209 135V134H208ZM208 135H205V137L206 136H208ZM222 135V134H221ZM220 135V136H221ZM227 135V134H226ZM83 136V137H82ZM85 135H84V132L82 133V135H81V137L80 138H86V137H84ZM87 136H88V134H87ZM103 136V135H102ZM118 136H120L119 134H118ZM142 136H143V139H141L142 138ZM161 136V135H160ZM180 136V135H179ZM189 136V135H188ZM197 136V135H196ZM196 136H194V137H196ZM214 135H212V137H213ZM228 136V135H227ZM259 136H260V138H259ZM0 137H2V136H0ZM7 137V138H6ZM17 137V136H16ZM25 137H27V136H25ZM41 137H42V135H41ZM47 137V136H46ZM114 137H116V136H114ZM113 137V138H114ZM121 137V136H120ZM119 137V138H120ZM144 137H146L148 140L150 139V138H152V139H150V141L152 142V143H150V144H148V145H150V146H148L146 143H143L142 144V140H144L143 142H147V139H144ZM162 137V136H161ZM185 137V136H184ZM212 137H210V135H209V139L211 140V138ZM231 137V136H230ZM10 138V139H9ZM28 138H30L29 136H28ZM56 138H57V136H56ZM89 138V137H88ZM92 137L90 136V139H91ZM160 138V137H159ZM180 138V137H179ZM179 138H177L178 140H179ZM208 137H206V139H207ZM214 138H216V137H214ZM220 138V137H219ZM221 138H224L223 136L221 137ZM1 139V138H0ZM4 139V140H5ZM15 139V138H14ZM44 139V138H43ZM45 139H47V138H45ZM50 139V138H49ZM71 139V138H70ZM116 139V138H115ZM176 139V140H177ZM197 139H198V137H197ZM205 139V140H206ZM12 141H13V139H11ZM17 140V139H16ZM15 140V141H16ZM34 140V139H33ZM32 140V141H33ZM51 140V139H50ZM87 140V139H86ZM92 140V139H91ZM93 140H95L94 138H93ZM103 140V139H102ZM110 140V142H112V143H110L109 145L108 144H106V145H108V146H113V147H115L116 149H119L117 146H118V143H117V141H115L114 142V140L112 139V137H111V139H109ZM112 140V141H111ZM173 140V139H172ZM171 140V141H172ZM218 140V139H217ZM264 140V139H263ZM37 141V140H36ZM40 141V140H39ZM44 141H47V140H44ZM104 141H106V139H104ZM108 141V140H107ZM174 141V140H173ZM185 141H187L186 139H185ZM201 141V142H200ZM204 141V142H203ZM215 141H216V139H215ZM224 141V140H223ZM262 141V140H261ZM55 142V143H54ZM70 142H71V140H70ZM70 142H68V146H70L71 147V145H72V143L73 142H71V144H69ZM88 142H90V141H88ZM140 142H141V144H140ZM175 142V141H174ZM206 142H208V141H206ZM210 142H213V139H212V141H210ZM9 143H11V142H9ZM27 143V142H26ZM29 143V142H28ZM75 143V142H74ZM122 143H124V142H122ZM147 143H149V142H147ZM186 143V142H185ZM194 143H195V145H194ZM261 143V142H260ZM3 144V143H2ZM56 144V145H55ZM112 144V145H111ZM117 144V145H116ZM145 144V145H144ZM192 144H193V146H192ZM210 144V143H209ZM209 144H207V145H209ZM215 144H217L216 142H214V143H212L211 145H214L215 146ZM221 144V143H220ZM257 144H259V143H257V142H255V145H257ZM263 144H264V142L262 141V143H261V145L263 146ZM42 145V144H41ZM44 145V144H43ZM75 145V144H74ZM99 145V144H98ZM141 145H143V147H141ZM204 145V146H203ZM254 145V144H253ZM252 145V146H253ZM260 145V148L262 147ZM75 146H77V145H75ZM190 146V145H189ZM206 146V147H205ZM238 146H239V148H238ZM248 148H247V147ZM8 147V148H7ZM30 147V148H29ZM37 147V146H36ZM73 148H76V147H74V146H72ZM71 147V148H72ZM121 147V146H120ZM221 147V146H220ZM257 147V146H256ZM7 148V149H6ZM13 148V149H12ZM31 148H33V150L31 149ZM43 148V147H42ZM103 148V147H102ZM149 148V149H150ZM223 148V147H222ZM259 148V147H258ZM9 149V150H8ZM24 149V148H23ZM25 149H24V151H25ZM100 149V150H99ZM115 149V150H116ZM224 149V148H223ZM254 149V148H253ZM38 150H40V149H38ZM76 150V149H75ZM104 150L106 151V152H104ZM123 150V149H122ZM142 150H144V149H142ZM156 149H155V147L154 148H152V151L154 152ZM121 150L119 149V152H120ZM148 151H150V150H148ZM186 151H187V154L188 155H186L185 157H184V154L186 153ZM188 151H190V153L188 152ZM192 151V152H191ZM206 151H208V150H206ZM226 151L227 150H224L223 152H224V154H226ZM3 152V153H4ZM34 152V153H33ZM98 152H103V153H106V155L104 154L103 155V153L101 154V153H98ZM111 152H113V153H111ZM117 152V151H116ZM152 152V153H153ZM212 152H214L213 150H212ZM223 152L222 153H220L221 154V158H222V161H224L225 162V160H223V158H226L227 156H229L228 155V153H227V155H224L223 154ZM228 152V151H227ZM251 152V153H250ZM27 153V152H26ZM97 153V154H96ZM126 153V155H128L129 157H130V155L129 154H127V151L125 152ZM157 153H159V152H157ZM198 153V154H197ZM199 153H200V155H199ZM209 153V152H208ZM217 152H215V154H216ZM219 153V152H218ZM234 153V152H233ZM29 154V153H28ZM46 154H48V155H46ZM50 154H51V156H50ZM86 155L88 158L90 157L91 159H93L94 160V162H92V161H90V164H96L95 166L93 165L92 167H91V165L89 164V162H87V160H90V158L89 159H87L86 160V158L87 157H85L84 155ZM96 154V155H95ZM118 154V153H117ZM164 154V155H163ZM183 154V155H182ZM196 156H195V155ZM214 154V155H215ZM224 156H226V157H224ZM102 155V156H101ZM120 156H123L122 154H119ZM140 155H142V154H140ZM154 155V154H153ZM155 155V156H156ZM174 157H173V156ZM181 155L183 156V158L181 157ZM208 155V154H207ZM207 155H203V156H201V158H203L204 160L206 159L205 157L207 156ZM219 155V154H218ZM1 156H3V157H5L6 158V160L8 159L9 160V165L10 164H12L11 165V167H12V169L13 170H11V171H9L11 168H7L6 170H8V172H6V170H5V167H7V164H8V160L6 161L3 157H1ZM8 156H9V154H8ZM24 157V160H25V158H26V160H25V162H24V160H23V158L22 157ZM31 157V159L32 160H30V158L28 159L27 157ZM99 156H101V157H99ZM140 158V159H142L141 161H139L138 159V157ZM192 156V157H193ZM216 156V155H215ZM234 156V155H233ZM14 157H17V158H20V160L22 161V164L23 163H25L26 164V162H27V165H28V163L30 162V163H32V161H33V165L32 164H30L29 163V165H31V166H33L34 167V165L36 166V163H37V165H38V167H35L36 169H38L39 170V167H40V165H41V172H40V170L38 171V170H35L33 167L32 168H30V169H28L27 171H30L31 169H34L35 171L33 172V170H32V172L30 171V175H33V177H34V175L35 176H37V177H34V178H36V180L35 181H37V182H39V184H37V182L35 183V181H34V179H33V181H34V184H35V186L34 187H36V188H34L35 190V194H34V191H32V189H33V185H31V184H33V182H31L30 180H29V182H28V180L26 181H23L24 179H25V177H21V174L22 173H19V172H21V170H22V172H23V169H22V167H20L19 166V168H21L20 170H19V168H15L14 167V165L16 164L14 161H13V159H14ZM50 157H52L51 159H50ZM97 157V158H96ZM123 157H125V156H123ZM127 157V156H126ZM157 157V158H158ZM176 157V158H175ZM191 157V158H192ZM208 157H210L209 155H208ZM207 157V158H208ZM214 157V156H213ZM217 157V156H216ZM216 157H214V158H216ZM239 157V156H238ZM260 158V160H258L257 158ZM84 158H85V160L86 161H84ZM156 158V157H155ZM174 158L176 159V161L174 160ZM180 158H182V159H180ZM191 158H190V160H191ZM196 158H195V160L194 161H190L189 162V158H188V161H187V163H188V171L186 170H184L183 171V173L184 174H186L187 172H189V171H191L190 172V175H191V173H192V175L191 176H194L193 174L194 173H196L195 171L196 170H194L195 169V167H194V165H196V166H199V167H201L200 165H201V161L203 160H198L199 162H201L200 163V165H199V163L197 164H195V161H196ZM227 158H229V157H227ZM12 159V160H11ZM28 159V160H27ZM35 159V160H34ZM53 159V160H52ZM95 159H97V160H95ZM111 159V160H110ZM113 159V160H112ZM151 159V158H150ZM164 159V160H163ZM172 160V162L170 161V160ZM178 159V160H177ZM182 160L181 162H180V160ZM186 159H185V161H186ZM217 159V158H216ZM219 159H220V157H219ZM3 160V161H2ZM62 161V163H61V161ZM155 160V159H154ZM154 160H152V162L154 161ZM193 160V159H192ZM204 160H203V162H204ZM207 161H208V159H206ZM7 163H6V162ZM13 161V162H12ZM15 161L17 162V163H20V161L18 162V160L17 159H15ZM107 161V160H106ZM150 161V160H149ZM157 161V160H156ZM157 161V162H158ZM163 161V162H162ZM174 161V162H173ZM178 161V162H177ZM207 161H205V162H207ZM215 161V160H214ZM218 161H221V159L220 160H218ZM218 161H217V163H218ZM226 161L228 162V159H226ZM232 161V160H231ZM238 161H240V160H238ZM242 161V160H241ZM244 161V160H243ZM246 161V160H245ZM4 162H5V165L6 166H4ZM11 162V163H10ZM36 162V163H35ZM51 162V163H52ZM85 162V163H84ZM86 162H87V164H86ZM122 162V161H121ZM129 162H131V163H129ZM142 162H145V164L143 165V163ZM183 162V163H182ZM204 162V164H206ZM209 163L208 164H211V165H209V166H211V170H216L215 172L217 173V170H218V172H220V174L218 173V174H216L215 176L218 178L217 180H219L220 179V182L222 181V183H225L224 185H227V188L229 189V190H227V188H226V190L224 191V189H223V191L221 192V194L222 195H220L219 196V199H221V202H222V204H224L225 203V207H226V203L227 202H225L227 199L229 200V198H232V197H234V198H236L235 200H234V198H232L234 201H237L238 199V203L237 204H239V205H241L240 207H243V209L245 210V212L243 213L242 212V216H244L243 217V220H244V218H245V220H246V224H247V222L249 221V219L251 218V214H249L250 212H251V210H252V212L253 213H256V215H259L258 217H260V218H262V220L264 221V194L263 193H261V195H262V201H260V202H257V201H254V200H252V199H250V197H247L246 196V198H244V197H242L241 195H237V189H239V188H235V182L233 181H231L232 179L233 180H237V179H234L235 177H234V175L235 174H242L241 173V170H242V168L241 167H243V166H238V167H240L241 168V170L239 169H232V168H229V167H231L230 166V164H229V162H228V166L229 167H227V168H221V167H218L217 165H216V161L215 162H213V159H212V161L210 160V161H208ZM227 162H225L226 164H227ZM1 163H3V164H1ZM15 163V164H14ZM35 163V164H34ZM42 163V162H41ZM51 163L49 164V166L51 165ZM62 164V166L60 165V164ZM67 163V162H66ZM83 163V164H82ZM103 163H105V162H103ZM176 163V167H175V169H174V164ZM187 163H185L186 165H187ZM191 163H193L194 165L192 166L191 165ZM248 163V162H247ZM57 164V165H56ZM106 164H107V162H106ZM142 164V165H141ZM146 164H147V168H146ZM203 164V165H204ZM232 164V163H231ZM239 164V163H238ZM8 165V166H9ZM19 164H16L15 166H18ZM21 165V164H20ZM28 165V166H29ZM42 165H43V168H42ZM78 165L76 166L77 168H78ZM127 166V167H124V166ZM143 166V171L141 170V166ZM151 165V166H152ZM168 165V166H167ZM190 165H191V167H192V169L194 170H190L191 169V167H190ZM202 165V168L204 167ZM232 165H234L235 166V164H232ZM2 166V167H1ZM60 166V167H59ZM64 166V167H63ZM139 166V167H138ZM160 166V167H159ZM225 166V165H224ZM237 166V165H236ZM245 166V165H244ZM4 167V168H3ZM45 167H47L46 169V171H50V176H52V178H50V176H49V178H48V176L47 175H49V174H47V175H45L46 174V171H44V169H45ZM120 167H123V168H121V170H120ZM181 167V166H180ZM179 167V168H180ZM233 167V166H232ZM248 167V166H247ZM252 167H248V168H252ZM257 167V166H256ZM78 168V169H79ZM96 168H98V167H96ZM137 168V169H136ZM138 168H139V170H138ZM151 168V167H150ZM153 168H154V166H153ZM168 168H169V170H168ZM171 168V169H170ZM201 168V169H202ZM206 168V167H205ZM243 168H245V167H243ZM248 168H246L247 170H248ZM262 168V167H261ZM14 169H16V171L14 170ZM51 169V170H50ZM91 169V170H92ZM114 169V171H116L117 172V170H115ZM125 170L126 172L128 171V170ZM161 169V170H160ZM198 169V168H197ZM222 169H224V170H222ZM63 170V171H64ZM108 170H109V173H110V175H107L106 174V171L108 172ZM159 170V171H158ZM182 170V169H181ZM200 170V169H199ZM204 169H202V171H203ZM206 170V169H205ZM204 170V171H205ZM244 170V169H243ZM252 170H255L254 168H252ZM252 170H248V171H252ZM263 171H264V169H262ZM12 171H14V172H12ZM38 171V172H37ZM62 171V170H61ZM97 171H98V169H97ZM112 171V170H111ZM148 171V170H147ZM152 171V170H151ZM154 171V170H153ZM176 171H178V168L176 169ZM193 171V172H192ZM225 171H226V173H225ZM255 171H257V169L255 170ZM44 172V173H43ZM67 172V173H68ZM126 172H123V173H126ZM132 172H133V170H132ZM172 172V171H171ZM229 173V178H231V180L230 179H225L226 177H225V175L224 174H227L228 175V173ZM258 172H261V170L259 171L258 170ZM5 173H7L8 175L9 174H11L10 175V178L9 177H7V174H5ZM14 173H17V174H14ZM37 173V174H36ZM66 173V174H67ZM84 173V172H83ZM87 173V174H88ZM128 173V172H127ZM163 173V172H162ZM161 173V175H163ZM176 173H178V172H176ZM180 174H181V172H179ZM200 173V172H199ZM202 173H204V172H202ZM213 173V172H212ZM246 173V172H245ZM247 173H250V172H247ZM14 174V175H13ZM38 174H39V176H38ZM45 175V177L43 178V176ZM145 174H146V171H145ZM148 174V173H147ZM151 174L153 175V173L151 172ZM167 174V173H166ZM165 174V175H166ZM201 174V173H200ZM196 174L194 177H195V179H196V176H197V179H199L198 181H201V177H202V175H203V177L205 176V174ZM214 174V173H213ZM244 174V173H243ZM253 174V173H252ZM5 175H6V177H5ZM73 175L75 176V177H73ZM96 176H98L97 178H99L100 179V176L99 175H97V174H95ZM125 177V181H126V179H127V183H129V180H132V179H134L135 180V178H132L131 179V176L133 177V175L132 174H123ZM137 175V174H136ZM168 175V174H167ZM210 175H211V173H210ZM209 175V176H210ZM255 175V174H254ZM15 176V179L14 178H12V177H14ZM16 176L18 177V183L19 184H17V179H16ZM46 176H47V178H46ZM70 176V178L72 179V180H69V179H67L68 177ZM83 176V175H82ZM81 176V177H82ZM95 176V177H96ZM128 176H130V177H128ZM135 176V175H134ZM138 177L140 176V175H137ZM145 177H148L147 175H144ZM151 176V175H150ZM172 176V175H171ZM182 176V175H181ZM246 176H247V174H246ZM248 176H250V175H248ZM20 177H21V179H20ZM27 177V176H26ZM41 177H42V179H41ZM67 177V178H66ZM84 177H85V173H84ZM84 177H82V178H84ZM88 176L86 175V179L84 178V179H82L85 183L87 182V181H89L90 182V180L87 178ZM128 177V178H127ZM142 177V176H141ZM163 177H164V175H163ZM180 177V176H179ZM184 177H186L185 175H184ZM184 177H182V178H184ZM199 177V178H198ZM212 177V176H211ZM210 177V178H211ZM259 177H260V175H259ZM9 178V179H8ZM23 178V179H22ZM55 179H56V177H54ZM65 178H66V180H65ZM74 178L75 179H77L76 181H77V184L78 185H75L76 184V181L74 180ZM96 178V179H97ZM130 178V179H129ZM150 178V177H149ZM152 178V177H151ZM168 178V177H167ZM177 178V177H176ZM181 178V177H180ZM207 177H205V179H206ZM238 178V177H237ZM260 178H262V177H260ZM264 178V177H263ZM262 178V179H263ZM7 179L11 182V184H8L7 182H9V181H7ZM11 179H12V181H11ZM16 180L14 183H12L14 180ZM38 179V180H37ZM41 179V180H40ZM46 179H47V181H51L52 183H48L47 181H46ZM59 179V180H58ZM61 179V180H60ZM64 179V180H63ZM115 179V180H114ZM140 179V178H139ZM142 179V178H141ZM145 179V178H144ZM171 179V178H170ZM173 179H175V177L173 178ZM189 179V178H188ZM204 179V180H205ZM240 179V178H239ZM245 179V178H244ZM256 179V178H255ZM254 179V180H255ZM43 180L45 181V182H47V184L44 182L43 183ZM68 180V184L70 185V183H69V181L71 182V186H68L67 184H65V183H63V181L65 182V181H67ZM75 181L74 183H72V181ZM82 180H80L81 182H82ZM87 180V181H86ZM108 180V181H109ZM153 182H154V180L153 179H151ZM150 179H149V181H151ZM156 180V179H155ZM178 180V179H177ZM176 180V181H177ZM184 180V179H183ZM186 180H187V178H186ZM242 180V179H241ZM61 181V182H60ZM145 181H147V179L145 180ZM151 181V182H152ZM168 181V180H167ZM172 181V180H171ZM178 181H180V180H178ZM243 181V180H242ZM242 181H238V182H241V184L243 185H245V183H242ZM245 181V180H244ZM258 181V180H257ZM262 181V180H261ZM20 182L22 183L23 182V184H21L20 185ZM25 182H28L27 184L25 183ZM41 182V183H40ZM55 182V183H54ZM56 182H60L59 184H62L61 186L63 187L62 189H63V192L62 191H60L59 189V191L58 190H56L57 188H55L54 186H55V184H56ZM89 182H87L88 184H91V185H93V183H89ZM131 183H132V181H130ZM135 182V185H136V181H134ZM134 182L132 183V184H134ZM156 182V181H155ZM158 182V181H157ZM163 182V181H162ZM162 182H160V184L162 183ZM173 182V181H172ZM196 182V181H195ZM203 182V180L200 182V183H202ZM237 182V181H236ZM251 182V181H250ZM252 182H253V179H252ZM251 182V183H252ZM43 183V185H41ZM54 183V184H53ZM67 183V182H66ZM159 183V182H158ZM178 183V182H177ZM188 184H189V182H187ZM200 183H199V185H200ZM250 183V184H251ZM12 184H13V186H12ZM30 184V185H29ZM63 184H65V185H63ZM112 184V185H111ZM164 184V183H163ZM163 184H161V185H163ZM198 184V183H197ZM247 184V183H246ZM264 184V183H263ZM8 185H9V187H11V189L8 187ZM15 185V186H14ZM16 185H18V186H16ZM20 185V186H19ZM22 185H25V187L23 188H20ZM51 185H53L52 187H51ZM160 185V186H161ZM166 184H164L163 186H165ZM169 185V184H168ZM168 185H166V187H168V188H170L171 189V194H172V192L174 191L175 192V190L173 189L172 190V188L171 187H173L172 186V184L170 185V186H168ZM179 185V184H178ZM183 185V184H182ZM192 185H193V182H192ZM203 185V183L200 185V187L203 189L204 187L202 186ZM207 185V184H206ZM206 185H205V183H204V186L206 187ZM238 185V184H237ZM259 185V184H258ZM27 186H29L30 188H32L31 189V191H30V188H27ZM60 186V187H61ZM93 186H95V185H93ZM113 186H114V190L112 189L113 188ZM126 186L128 187L129 185L127 184L126 185V183H125V188H126ZM176 186H177V184H176ZM181 185H179V187H180ZM193 186H195V185H193ZM208 186V185H207ZM248 186H252V185H248ZM256 186V185H255ZM254 186V187H255ZM260 186V185H259ZM258 186V187H259ZM15 187H17V190H16V188ZM112 187V188H111ZM199 187V186H198ZM208 187H212V186H208ZM208 187L207 188H205L206 190L208 189ZM214 187V186H213ZM212 187V188H213ZM226 187V186H225ZM242 187V186H241ZM253 187V186H252ZM261 187V186H260ZM260 187H259V189H260ZM12 188H13V191H14V189H15V191L14 192H11L12 191ZM19 188L20 189H22V190H19ZM79 188H80V190H79ZM94 188V187H93ZM96 188V187H95ZM152 191H154L155 189H152L151 187H149ZM182 188V187H181ZM183 188H184V186H183ZM201 188H199V190L201 189ZM243 188V187H242ZM245 188V187H244ZM1 189H0V192L2 193L3 191H1ZM24 189H26V191L24 190ZM127 189V188H126ZM169 189V190H170ZM179 189V188H178ZM211 189V188H210ZM215 189V188H214ZM221 189V188H220ZM246 189H248V188H246ZM259 189H258V191H259ZM10 190V191H9ZM80 191L81 193L80 194H82V195H77V193H76V191ZM108 190V191H107ZM110 190H112V191H110ZM158 190L159 189H157V191L155 190V192L154 193H157V195L159 196V193H158ZM168 190V191H169ZM180 190V189H179ZM178 190V191H179ZM205 190V191H206ZM209 190V189H208ZM212 190V189H211ZM237 190V191H236ZM257 190V189H256ZM263 190V189H262ZM8 191H9V193H8ZM20 191H25V192H27V198H29V200L30 201H28L27 200V198L25 197V195L24 194H22V192H20ZM58 191V192H57ZM94 191V190H93ZM162 191V190H161ZM177 191V192H178ZM190 191V190H189ZM201 191V190H200ZM199 191V192H200ZM203 191H204V189H203ZM215 191H216V189H215ZM29 192V193H28ZM60 192V193H59ZM62 192V193H61ZM82 192H84V193H82ZM95 192V191H94ZM143 192V191H142ZM179 192H181V190L179 191ZM185 192H188V191H185ZM240 192V191H239ZM10 193H11V195H15L16 196V198H17V200L15 201H13V197L15 198V196L13 195V196H11L10 195ZM13 193V194H12ZM31 193V194H30ZM34 195H33V194ZM107 193H109V194H107ZM115 193V192H114ZM163 193V192H162ZM169 194H170V192H168ZM206 194L205 195H207V191L205 192ZM212 193V192H211ZM210 193V194H211ZM241 193H242V190H241ZM18 194L19 195H22V196H20V198H19V196H18ZM84 194V195H83ZM88 194V193H87ZM91 194H92V191H91ZM168 195L169 196V199L170 200H172L173 198H174V196H172V195ZM184 194V193H183ZM191 194V193H190ZM219 194H220V192H219ZM244 194H246V191L244 192ZM6 195V196H5ZM28 195H30V196H28ZM89 195V194H88ZM93 196H94V194H92ZM144 195H145V193H144ZM161 196L163 195V194H160ZM180 195V194H179ZM203 195V194H202ZM242 195H243V193H242ZM6 197V201L4 200V202H3V198L4 197ZM34 196V197H33ZM36 196H37V199H39L38 201H37V199H36ZM82 196H85V197H82ZM158 196H156V198L158 197ZM161 196H159V197H161ZM164 196H165V198L167 197L168 198V196H166L165 195V193H164ZM164 196H162V197H164ZM170 196H171V198H170ZM204 196V195H203ZM208 196V195H207ZM228 196H229V198H228ZM237 196V197H236ZM239 196H241V197H239ZM245 196V195H244ZM255 196H257V195H255ZM254 196V198H256ZM3 197V198H2ZM31 197V198H30ZM112 197V196H111ZM180 197H182V196H180ZM183 197H185V195L183 196ZM191 197V196H190ZM227 197V198H226ZM239 197V198H238ZM21 198H26V199H22V200H24V202H25V204L23 203V201L21 200ZM89 198H91V197H89ZM165 199L166 200V203H167V201H169L170 202V204L168 205L169 207H170V205L172 204V202L169 200V199ZM207 199H210V198H208V197H206ZM213 198V197H212ZM261 198V197H260ZM5 199V198H4ZM177 199H179V198H177ZM189 198H187V200H188ZM2 200V201H1ZM26 200L28 201V203H31L30 204V206H31V208H32V212H27L28 213V215L27 214H25L26 212H24L23 213V211H18V207H19V209H21L20 207H23L24 205H25V208H26ZM95 200V199H94ZM160 200V199H159ZM162 200V199H161ZM164 200V201H165ZM184 200V199H183ZM191 200H192V198H191ZM193 200H195V199H193ZM198 200V199H197ZM200 200V199H199ZM211 200V199H210ZM227 200V201H228ZM258 200H260V199H258ZM138 201H140L139 199H138ZM174 201V200H173ZM180 200H178V202H179ZM189 201V200H188ZM234 201H233V203H234ZM8 202L10 203V205H14V207L13 206H11L10 207V205L8 204ZM142 202V201H141ZM145 202V201H144ZM185 202H187V201H185ZM190 203L192 202V201H189ZM201 202V201H200ZM199 202V203H200ZM208 202H210L211 203V201H208ZM214 202H215V200H214ZM229 202V201H228ZM4 203H6V205L4 204ZM85 203H87V206L89 205V206H92V208L91 207H89L88 209H87V206H86V204ZM188 203V202H187ZM187 203H186V205H187ZM189 203V204H190ZM198 203V204H199ZM219 203H220V201H219ZM230 203V202H229ZM23 204V205H22ZM109 204V203H108ZM192 204H193V202H192ZM195 204V203H194ZM231 204V203H230ZM9 205V206H8ZM143 205V204H142ZM191 205V204H190ZM202 205V204H201ZM200 205V206H201ZM217 205V204H216ZM221 205V204H220ZM229 205V204H228ZM227 205V206H228ZM235 205V204H234ZM51 206H53L54 207V209L53 208H51ZM172 206H174L173 204H172ZM184 206V205H183ZM192 207H193V205H191ZM187 207V206H186ZM204 207V206H203ZM210 207H211V204H210ZM214 207H215V205H214ZM223 207V206H222ZM236 207V206H235ZM239 207V206H238ZM180 208H181V203H180ZM185 208V207H184ZM195 208V207H194ZM193 208V209H194ZM198 208H199V206H198ZM200 208H202V207H200ZM199 208V209H200ZM213 208V207H212ZM170 209V208H169ZM219 209V208H218ZM221 209V208H220ZM227 209H229L228 207H227ZM23 210V209H22ZM144 210H145V208H144ZM164 210V209H163ZM167 212H169L167 209H165ZM164 210V211H165ZM195 210V209H194ZM202 210V214H203V209H201ZM212 210V209H211ZM230 210H233L232 209V206H231V208H230ZM146 211H147V209H146ZM157 211V210H156ZM165 211V212H166ZM184 210H181V212H183ZM186 211V210H185ZM200 211V210H199ZM219 213H220V211L219 210H217ZM216 211V212H217ZM225 211H226V208H225ZM237 211V210H236ZM242 211V210H241ZM148 212H150V210L148 211ZM196 212H197V210H196ZM215 212V211H214ZM227 212H228V210H227ZM231 212V211H230ZM235 212V211H234ZM14 213H16V214H14ZM17 213H22L23 214V216H22V214L20 215V214H17ZM159 213V212H158ZM195 213V212H194ZM152 214H154V212L152 211ZM166 214H168V213H166ZM169 214H171L170 212H169ZM168 214V215H169ZM222 215L224 214L223 212L221 213ZM16 215V216H15ZM18 215H19V217H26L27 219L29 218V220L30 221H28L27 223H29L30 224V226H32L33 225V231H32V227H31V231L29 230L28 231V233L29 234H27L26 232H24L25 233V239H26V245L24 246V247H21L20 246V243L18 244L17 242H16V240L14 239L15 238V236H14V233L15 232H17L15 229V227L17 226V221H18V219H19V217H18ZM25 215V216H24ZM43 215H47V217H48V219L47 218H43L42 216ZM236 215H237V213H236ZM249 215H251V216H249ZM29 216V217H28ZM155 217H157L158 216V214H157V216H156V214L154 215ZM170 217H171V215H169ZM196 216V215H195ZM241 216V217H242ZM253 216H255V214L253 215ZM206 217V216H205ZM240 217V216H239ZM2 218H4V221H3V219ZM6 218V219H5ZM158 218V217H157ZM237 218V217H236ZM16 219H17V221H16ZM49 219L50 220H54V221H56L58 224H59V226L61 227V229H62V231H61V234H60V236L58 237V239H54V242L56 243V244H50V242H51V240L49 239L50 237H46V236H44V235H41L42 234V231H41V233H40V231H39V229L40 228H42L43 229V231L45 232V233H47L48 232V228H49V225H48V221H49ZM138 219V218H137ZM163 219V218H162ZM165 219V218H164ZM239 219V218H238ZM141 220V219H140ZM167 220V219H166ZM244 220V221H245ZM251 220H253V218H251ZM5 221L6 222H8V223H5ZM95 221V222H94ZM243 221V222H244ZM21 221H18V223H20ZM113 222V223H112ZM141 222V221H140ZM145 222V221H144ZM163 222H165V223H167L165 220H162V224L163 225H165ZM175 222V221H174ZM9 223H10V225L12 226V227H14L13 229H14V232H13V229L11 230V229H9L11 226L9 225ZM27 223H26V225H27ZM101 223H100V225L99 226H101ZM104 223V224H103ZM119 223V222H118ZM117 223V227L116 228H113L112 229V231L113 232H115V236H112L110 233H109V231L107 232V229L105 228V231H103V235H104V238H105V236H106V238H108V241L111 239V238H118L117 240H119L120 239V235L119 234H123V235H127L126 233L124 234L123 233V231H122V229L123 228H121V226L119 225ZM132 222H130V223H128V225H127V229H130V231H131V235L129 236V237H131V244L134 242V244H136L135 242L136 241H134V240H136L137 239V243L138 244H140V242L142 243L141 244V246H144V249H145V251H146V253H148V246H149V242H151V240H155V239H158L159 241H163V240H160L159 238H152L151 237V235L150 234H148V231H147V227H146V222L145 223H143V222H141L140 224H141V228H142V231H140V233L141 232H143V234H144V238L145 239H148V240H146L145 241V244L143 245V240H141V241H139L140 240V238H139V240H138V237H135L136 235H135V232H137V229H139L138 228V226L136 227V226H134L133 224H131ZM257 223H258V221H257ZM262 223V222H261ZM20 224H22V225H25V222H21ZM32 224V225H31ZM121 224V223H120ZM176 224H177V222H176ZM260 224V223H259ZM259 224H256L257 226L259 225ZM264 223H262V225H263ZM7 225H9V227H6ZM22 225H20V226H22ZM113 225H115V224H113ZM121 225H123V224H121ZM155 225V224H154ZM187 225V224H186ZM251 225H253V224H251ZM98 226V227H99ZM116 226V225H115ZM140 226V225H139ZM178 226H179V224H178ZM187 226H189V225H187ZM185 227L186 229H188V228H190V226L189 227ZM247 226V225H246ZM126 227V226H125ZM155 227H157L156 225H155ZM164 227V226H163ZM167 227L168 226H165L164 227V229H163V232H160V230L158 229V227H157V229L155 228V233L156 234H163L164 233V235H167V236H170L171 234L168 232V230H167ZM175 227H177V225L175 226ZM174 227V232H175V228ZM260 227H264V226H261L260 225ZM259 227V228H260ZM109 228H111V227H109ZM178 228V227H177ZM260 229V230H264V229ZM89 229V230H88ZM99 229V228H98ZM97 229V230H98ZM191 229V228H190ZM41 230V229H40ZM23 231V230H22ZM24 231H27V230H25V227H24ZM121 231H122V233H121ZM139 231V230H138ZM186 231V230H185ZM199 231V230H198ZM134 232V233H133ZM176 232H178V229H176ZM186 232H188V231H186ZM203 232V231H202ZM252 232V231H251ZM107 233H109V235H111V236H109L108 237V235H107ZM117 233H118V236H117ZM178 233H181V232H178ZM92 234V235H93ZM142 234V235H143ZM199 235H197V236H200V235H202V234H200V233H198ZM253 234V233H252ZM178 235V234H177ZM261 235V234H260ZM259 235V236H260ZM187 236V235H186ZM196 236V237H197ZM204 236V235H203ZM89 237H91L92 238V240L93 241H91L90 243L88 242V240L89 239H87V238H89ZM111 237V238H110ZM133 237L134 238H136V239H133ZM191 237V236H190ZM96 238H98L97 240H96ZM183 238V237H182ZM259 238V237H258ZM24 239V240H25ZM132 239H133V241H132ZM179 239V238H178ZM177 239V237L176 236H174V237H171V242H170V245H173V246H176L177 248H176V250L178 249V246H180L181 248H186V246L188 247V245H187V242L186 241H183V239H180L181 240V242H180V240H178ZM191 239V241L193 242V239H192V237L190 238ZM201 239H203L202 241H201V245H203V243H204V245H205V247H204V245H203V249H205V250H207L208 249V247H207V249H206V246H207V244H208V242H206V240H205V238H201ZM260 239H261V237H260ZM91 240V239H90ZM106 240V239H105ZM122 241H125L124 239H121ZM167 240H169L170 241V238L169 239H167ZM198 240V239H197ZM99 241V242H98ZM102 241H103V239H102ZM107 241V242H108ZM128 241V240H127ZM149 241V242H148ZM209 241V240H208ZM24 242V241H23ZM104 242V241H103ZM119 242V241H118ZM126 242V241H125ZM146 242H148V243H146ZM156 242H157V240H155V245H157L156 244ZM248 242H250V240L248 241ZM246 243L249 247H253L252 249H254V251H257V250H255V248H256V246L254 245V243ZM264 242V241H263ZM99 243V244H98ZM123 243V242H122ZM122 243H120V244H122ZM128 244H129V246H131L130 245V243L129 242H127ZM126 243V244H127ZM158 243V242H157ZM161 243V242H160ZM182 243H183V245H182ZM195 243H196V241H195ZM25 244V243H24ZM104 244H105V242H104ZM107 244V243H106ZM125 244V243H124ZM123 244V245H124ZM148 246H147V245ZM151 244V243H150ZM94 245V244H93ZM152 245V244H151ZM159 245V244H158ZM162 245V244H161ZM161 245H160V247H161ZM168 245V244H167ZM233 245V244H232ZM230 245L229 247L227 246V247H221V246H219L220 247V249L222 250V251H225V252H228V253H234V250H233V246L235 245ZM251 245V246H250ZM96 246V245H95ZM106 246V245H105ZM134 246V245H133ZM137 246V245H136ZM140 245H139V247H141ZM152 246H154V245H152ZM183 246V247H182ZM146 247V248H145ZM151 246H149V248H150ZM155 247V246H154ZM258 247V246H257ZM97 248V247H96ZM107 248V247H106ZM128 248H130V247H128ZM172 248H175V247H172ZM183 248V249H184ZM193 248V247H192ZM213 250H212V252L211 253H213V251L215 250V252L213 253V255L215 254V256H214V258L216 259L217 258V260H215V262L216 261H218L219 263H223V259H225V258H222L221 259V257H219V255L217 254V252H218V246L215 248L214 247V245H213ZM215 248V249H214ZM237 248V247H236ZM44 249H47V250H49V255L48 254H45L44 253ZM95 249V248H94ZM94 249H92V250H94ZM101 249V248H100ZM99 249V250H100ZM135 249V248H134ZM136 249H138V252L140 251V248H136ZM142 249V251L144 250L143 248H141ZM151 249V248H150ZM150 249H149V251H150ZM216 249H218L217 250V252H216ZM103 250V249H102ZM129 250V249H128ZM186 250V249H185ZM188 250V249H187ZM186 250V251H187ZM191 250V249H190ZM193 250H195V249H193ZM231 252H230V251ZM109 251V250H108ZM127 251V250H126ZM126 251H125V253H126ZM192 251V250H191ZM236 251V250H235ZM238 251V250H237ZM248 251V250H247ZM251 251H253V250H251ZM90 252V251H89ZM107 252V251H106ZM131 252H134V251H130V252H128V255L130 254L131 256H128V257H131L130 259H132V261L133 262H135V259L137 258L138 260H139V258L141 259V260H145V257L143 258V256H145V255H143V256H141V255H139L140 253H138V254H136L137 252H136V250H135V252H134V254H132ZM184 252V251H183ZM187 252H189V251H187ZM243 252H245V251H242V253ZM258 252V255L257 256H259V254H260V251L258 250L257 251ZM124 253V254H125ZM159 253V252H158ZM247 252H245V255L246 256H244V253H243V256H244V258L247 260V259H250V256L248 255L247 256V254H246ZM262 253V252H261ZM109 254H111V253H109ZM144 254V253H143ZM184 254H185V252H184ZM218 256H217V255ZM87 255V254H86ZM93 255V254H92ZM91 255V256H92ZM126 255V254H125ZM234 255V254H233ZM113 256V255H112ZM111 256V257H112ZM142 258H141V257ZM235 256V255H234ZM87 257H88V255H87ZM115 257V256H114ZM124 257V256H123ZM139 257V258H138ZM202 257L204 258V259H206V255L204 256L203 254H202ZM232 257V256H231ZM26 258H28V260H26L25 261V259ZM49 258L51 259V261H48L49 260ZM91 258V257H90ZM127 258V257H126ZM148 258H149V256H148ZM38 259V258H37ZM107 259V258H106ZM125 259V258H124ZM128 259V258H127ZM130 259L128 260V261H130ZM105 260V259H104ZM137 260V261H138ZM198 260V259H197ZM226 260V259H225ZM94 261V260H93ZM110 261V260H109ZM122 261V260H121ZM166 261V260H165ZM193 261H196V260H194L193 259ZM209 261H211L212 262V260L211 259H209ZM221 261V262H220ZM91 262H92V260H91ZM95 262V261H94ZM148 262V261H147ZM197 262V261H196ZM194 263V264H197V263ZM198 262H199V260H198ZM215 262H213V263H215ZM228 262V261H227ZM247 262V261H246ZM246 262H244V261H239L238 262V264H246ZM38 263H39V261H38ZM87 263V262H86ZM93 263V262H92ZM116 263V262H115ZM118 263V262H117ZM125 263V262H124ZM193 263V262H192ZM200 263H201V261H200ZM200 263H198V264H200ZM27 264H29V263H27ZM106 264H107V262H106ZM123 264V263H122ZM126 264V263H125ZM136 264V263H135ZM144 264H145V262H144ZM148 264V263H147ZM165 264V263H164ZM217 264V263H216ZM228 264H233V262H228ZM248 264V263H247ZM262 264H264V263H262Z\"/></svg>","mask_w":264,"mask_h":264}]
</instances>
